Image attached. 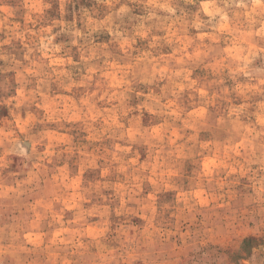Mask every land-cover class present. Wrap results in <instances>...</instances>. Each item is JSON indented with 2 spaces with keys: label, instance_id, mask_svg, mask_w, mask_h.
<instances>
[{
  "label": "clouds",
  "instance_id": "1",
  "mask_svg": "<svg viewBox=\"0 0 264 264\" xmlns=\"http://www.w3.org/2000/svg\"><path fill=\"white\" fill-rule=\"evenodd\" d=\"M21 2L23 23L14 19L17 8L0 0V73L13 72L16 85L14 95L0 97L7 109L0 114V205L10 219L0 224V234L8 237L0 255L13 264H132L136 258L157 264L146 258L147 245L175 248L171 237L187 245L197 238L203 244L264 235V0H95L103 15L81 7L79 27L75 14L64 19L70 0H59L60 18L49 23H40L50 7L44 0ZM102 32L109 39L97 42L93 34ZM61 34L71 37L78 59L62 52L63 42L54 43ZM137 38L147 47L135 48ZM14 40L25 49L23 61L3 49ZM165 46L171 51L160 50ZM197 67L208 75L194 77ZM5 84L7 77L0 87ZM74 89L83 92L77 96ZM185 93L192 105L187 111ZM218 100L226 102L225 110L209 123L208 108ZM145 113L154 118L147 125ZM65 123H79L89 142L112 140V150L97 155L98 149L74 145ZM202 129L212 133L207 142L198 139ZM133 144L146 146L144 160ZM73 152L80 157L75 178L62 160ZM97 159L108 165L103 178L115 163L123 181L84 186L82 173ZM186 160L193 164L187 184L181 179ZM145 182L151 190L142 195ZM109 187L119 197L117 216L143 217L151 225L146 233L131 234V225H120L113 237L118 247L103 243L111 231L108 206L83 207L93 192L105 199L100 190ZM161 191L174 197L158 210ZM69 211L74 219L66 223ZM91 215L102 217L94 230L84 219ZM197 217L203 227L194 231ZM42 221L48 231L41 230ZM240 264H256L255 257Z\"/></svg>",
  "mask_w": 264,
  "mask_h": 264
},
{
  "label": "rangeland",
  "instance_id": "2",
  "mask_svg": "<svg viewBox=\"0 0 264 264\" xmlns=\"http://www.w3.org/2000/svg\"><path fill=\"white\" fill-rule=\"evenodd\" d=\"M45 3L49 4L50 7L44 9V15L43 19L40 21V23H49L51 19L53 18H60V4L59 0H44ZM5 4L8 7L11 8H17V11L15 13L14 19L19 20L21 23L22 21V15L24 12V8L22 5L21 0H5ZM81 7H87L89 9L96 8L97 13L99 15H103L105 9L103 5H97L95 3V0H70V2L65 3L64 9H65V15L64 19L67 21H71L73 19V14H75L77 18V26L79 27V15H80V9ZM186 9H193L192 5H185ZM135 12L139 13L140 10L134 9ZM31 26V25H30ZM53 31H58V29H53ZM190 31H194L191 30ZM94 39L97 42L100 41H107L109 39V36L107 33H95ZM0 39H3V34L0 33ZM71 37L65 34H61L57 36L54 40V43H60L63 42L65 45V48L62 49V52L64 50H68L69 54L73 56V59H78V53L75 46L70 45ZM137 49H143L147 47V41L140 40L137 38L136 45L134 46ZM3 49L12 55H15L17 59H20L23 61V53L25 49L22 47L19 41H12L8 45H4ZM110 49L113 51V54L115 56H120L121 53H119V50L114 46H110ZM163 52H170L171 49L167 46L160 49ZM135 54V53H134ZM4 61H0V66H4ZM257 64L260 63L259 59L256 61ZM75 72V69H73ZM194 77H200L201 79L205 78L208 74L202 67H197L194 70L193 73ZM5 77L8 78V84L3 85V87H0V97H7L9 95H14V89L16 87L15 81L13 79L14 73L9 71L5 73H0V83H2L5 79ZM74 78H78V76H75ZM210 78V77H209ZM242 79V78H241ZM226 83L230 86L231 81H226ZM34 86V85H32ZM4 88H7V91L4 90ZM57 91L56 85H51V92L55 93ZM83 92V89H74L73 94L79 95ZM137 102L135 96H133L130 103L135 104ZM239 99L235 98L233 95V103H239ZM181 103L185 107V110L187 111L192 107V105L189 103L187 93L183 95L181 98ZM226 102L223 100H218L216 105H210L208 108L209 117L208 122L214 123L216 116L220 113H222L225 110ZM33 111H36V109L33 107ZM254 111V108L249 109V112ZM7 109L3 106H0V114H6ZM135 114V113H133ZM243 118V117H242ZM250 119H254V117H249ZM153 120L154 118H150L147 113L144 114L143 117V123L147 125L149 121ZM98 126V125H97ZM50 128H56V125L52 124L49 125ZM65 128H70L69 135L73 137V144L74 145H86L85 150L86 151H93L94 149H98L97 155L102 153L105 148H107L109 151L112 150V144L113 141L104 138L101 141H94L89 142L85 139L86 133L83 131L82 126L79 123L68 125L65 123ZM63 131L64 129H60ZM190 134V130H186V134ZM212 133L209 130L202 129L198 134V139L201 142H207L208 139H210ZM224 133L221 131L220 136L223 137ZM120 143H123L122 141ZM22 146L25 148V150H30V142L26 140H22ZM133 151H138L140 154V160H144L146 156V146L142 144H133L132 145ZM131 155V153H129ZM15 159V158H14ZM62 160H66L68 163V167L70 170V175H73V178H75L74 174L78 172L79 170V161L80 157L78 153L73 152L71 156H68L67 154L62 155ZM96 167H88L85 169V171L82 173L81 179L84 183V186H87L89 182L95 183L97 180L107 179L110 182L115 183L117 178H119L120 181H123L124 175L122 173H117L114 171L116 168V164L113 163L111 165V168L113 169L110 176L103 178L101 176V172L104 167H107L105 160L103 159H97L96 160ZM193 168V164L190 160L184 161V177L183 182L187 184V176L191 175V170ZM178 183L180 180L177 181ZM143 192L147 193L151 190V186L145 182L142 185ZM100 193L105 197V199H101L100 195H97L95 192L91 194V199L88 203H85L83 207L90 208L92 204H100V205H107L109 208V214L107 217V220L109 222L111 231L109 232L107 239L103 241L107 246L109 247H118V241L113 239L117 235L116 229L120 225H124L125 227H128L131 225L132 227H129V233L131 234L133 229H135L137 232H147L148 229L151 227V225L145 221L143 217H137V216H131L130 214L120 215L117 216L115 213V208L119 205V197L115 195V188H101ZM174 197V193L171 191H161L157 194V208L159 210V206L163 203H170L172 202ZM129 207H135L134 204H129ZM74 219V215L71 211L66 212L64 215V221L67 223L69 220ZM86 227L90 230H94L96 225L101 222L102 217L100 215H91L86 216ZM165 221H167L168 217L167 214L164 217ZM200 217H197V221L192 225V229L194 231L199 230L203 226L199 223ZM9 215L6 211H4L2 205H0V224L3 223H9ZM41 230L48 231V225L46 221L41 222ZM184 230L183 228L181 229ZM31 235V234H30ZM172 241L175 242L176 247L172 248L170 244H165L162 248L159 244L156 245H147L146 241H140V248L143 251L145 246L147 245L148 251L150 253L149 257L146 258H154L157 261V264H160V262H165V264H240L242 259H251L253 256L255 257L256 264H261V261H264V235L261 236H255V235H247V236H233L225 239H212L207 240L205 243L201 244L199 242V239H196L195 243L188 242L187 245H183L179 239L178 236L171 237ZM8 237L7 233L0 234V243H7ZM92 251H95L93 248ZM0 262L2 264H13L12 259L8 257L7 255H0ZM132 264H143L142 258H136L133 260Z\"/></svg>",
  "mask_w": 264,
  "mask_h": 264
}]
</instances>
